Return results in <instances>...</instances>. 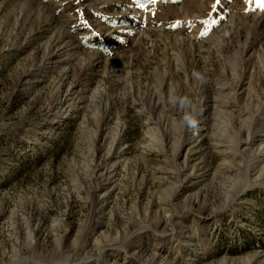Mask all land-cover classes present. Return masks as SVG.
<instances>
[{
	"label": "rangeland",
	"instance_id": "rangeland-1",
	"mask_svg": "<svg viewBox=\"0 0 264 264\" xmlns=\"http://www.w3.org/2000/svg\"><path fill=\"white\" fill-rule=\"evenodd\" d=\"M215 2L0 0V264H264V8Z\"/></svg>",
	"mask_w": 264,
	"mask_h": 264
},
{
	"label": "clouds",
	"instance_id": "clouds-1",
	"mask_svg": "<svg viewBox=\"0 0 264 264\" xmlns=\"http://www.w3.org/2000/svg\"><path fill=\"white\" fill-rule=\"evenodd\" d=\"M199 77V74H195ZM170 102L182 111L179 126L186 129L194 130L198 127L196 110L192 107V101L187 97L171 96Z\"/></svg>",
	"mask_w": 264,
	"mask_h": 264
},
{
	"label": "snow or ice",
	"instance_id": "snow-or-ice-1",
	"mask_svg": "<svg viewBox=\"0 0 264 264\" xmlns=\"http://www.w3.org/2000/svg\"><path fill=\"white\" fill-rule=\"evenodd\" d=\"M156 2H157V0H146V3L147 4H152V3H156ZM248 2H252V0H248ZM255 2L257 3V5L260 8H264V0H255ZM220 3H221V0H216V2L212 6L214 11L217 9V7H218V5ZM139 6L140 7H145V3H140ZM204 23L216 24L217 21H216V19H212L211 21H205ZM180 24H181V22L180 21H177L175 24L170 25V27H178V26H180ZM201 35L202 36H206L207 35V32H202Z\"/></svg>",
	"mask_w": 264,
	"mask_h": 264
}]
</instances>
